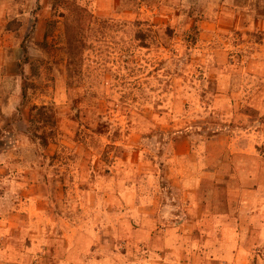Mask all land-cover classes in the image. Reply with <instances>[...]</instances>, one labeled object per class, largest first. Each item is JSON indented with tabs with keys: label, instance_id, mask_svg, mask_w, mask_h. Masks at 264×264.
Masks as SVG:
<instances>
[{
	"label": "rangeland",
	"instance_id": "374dc122",
	"mask_svg": "<svg viewBox=\"0 0 264 264\" xmlns=\"http://www.w3.org/2000/svg\"><path fill=\"white\" fill-rule=\"evenodd\" d=\"M217 155L264 182V0H0L11 253L36 239L63 256L101 235L100 254L134 251L99 212L106 194L148 177L159 190L176 163ZM30 248L28 264L42 251Z\"/></svg>",
	"mask_w": 264,
	"mask_h": 264
},
{
	"label": "crops",
	"instance_id": "0c3cea01",
	"mask_svg": "<svg viewBox=\"0 0 264 264\" xmlns=\"http://www.w3.org/2000/svg\"><path fill=\"white\" fill-rule=\"evenodd\" d=\"M181 147V153L189 154L184 144ZM228 158L205 156L198 166L192 165L193 172L190 166L176 163L169 168L178 173L165 177L159 190L157 177H148L145 191L143 183L136 182L121 196L106 194L109 208L99 212L116 216V236L128 231L134 251H118L114 259L100 254L106 248L102 235L97 245L88 237L84 243L80 240L82 244L71 242L63 256L36 239L21 244L16 253L9 251L12 243L4 242L0 264H28L30 245L42 247L30 264H181L191 258L198 264H264V182L247 175L245 168L243 173L238 162ZM119 200L125 205L119 207ZM124 218L129 219L123 223ZM98 230L104 233L106 228ZM92 231L97 232L94 227ZM116 245L121 247V242ZM44 250L48 255H42Z\"/></svg>",
	"mask_w": 264,
	"mask_h": 264
},
{
	"label": "built area",
	"instance_id": "2783aa9c",
	"mask_svg": "<svg viewBox=\"0 0 264 264\" xmlns=\"http://www.w3.org/2000/svg\"><path fill=\"white\" fill-rule=\"evenodd\" d=\"M181 264H190V263H188V262H184V263H181Z\"/></svg>",
	"mask_w": 264,
	"mask_h": 264
}]
</instances>
